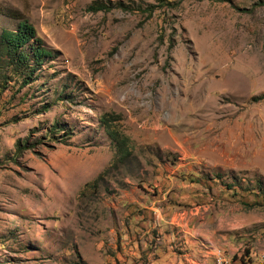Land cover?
Returning a JSON list of instances; mask_svg holds the SVG:
<instances>
[{"label": "rangeland", "instance_id": "obj_1", "mask_svg": "<svg viewBox=\"0 0 264 264\" xmlns=\"http://www.w3.org/2000/svg\"><path fill=\"white\" fill-rule=\"evenodd\" d=\"M21 20L0 264L264 260V0H0V32Z\"/></svg>", "mask_w": 264, "mask_h": 264}, {"label": "trees", "instance_id": "obj_2", "mask_svg": "<svg viewBox=\"0 0 264 264\" xmlns=\"http://www.w3.org/2000/svg\"><path fill=\"white\" fill-rule=\"evenodd\" d=\"M109 5L103 2H94L89 6V9L92 11H97L101 9H108ZM36 36H34V29L31 25L27 24L25 20L19 21L17 27L15 29H6L3 28L0 32V46L5 50V53L8 57V62L15 65H20L21 63H26L28 54L24 53L22 48L24 44L29 42L31 39L35 41ZM31 58L40 61V58L44 55H49L50 51L46 49L41 43H33ZM17 57L20 58L17 60ZM115 130V129H114ZM112 139L117 143V152L123 154L124 157L128 154V150L126 149V144L128 142V138L123 135L120 131H112ZM122 136L119 138V136ZM235 258V257H233ZM244 260V259H242ZM249 260V259H247ZM245 261V260H244Z\"/></svg>", "mask_w": 264, "mask_h": 264}, {"label": "built area", "instance_id": "obj_3", "mask_svg": "<svg viewBox=\"0 0 264 264\" xmlns=\"http://www.w3.org/2000/svg\"><path fill=\"white\" fill-rule=\"evenodd\" d=\"M214 264H264V260L244 261L234 258V261H226L223 254H214Z\"/></svg>", "mask_w": 264, "mask_h": 264}, {"label": "crops", "instance_id": "obj_4", "mask_svg": "<svg viewBox=\"0 0 264 264\" xmlns=\"http://www.w3.org/2000/svg\"><path fill=\"white\" fill-rule=\"evenodd\" d=\"M180 229H181V228H180ZM181 230H182V229H181ZM183 230H184V228H183ZM184 235H186V234H184ZM254 254H255V253H253L252 250H251V251H250V255H251V257H253ZM249 260H250V259H249ZM212 264H214V263L212 262Z\"/></svg>", "mask_w": 264, "mask_h": 264}, {"label": "bare ground", "instance_id": "obj_5", "mask_svg": "<svg viewBox=\"0 0 264 264\" xmlns=\"http://www.w3.org/2000/svg\"><path fill=\"white\" fill-rule=\"evenodd\" d=\"M227 261H231V260H227Z\"/></svg>", "mask_w": 264, "mask_h": 264}]
</instances>
